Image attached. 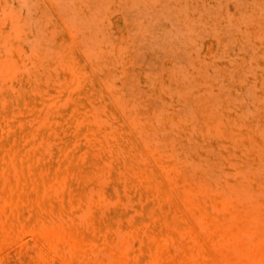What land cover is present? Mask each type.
I'll return each instance as SVG.
<instances>
[{"label": "rangeland", "instance_id": "374dc122", "mask_svg": "<svg viewBox=\"0 0 264 264\" xmlns=\"http://www.w3.org/2000/svg\"><path fill=\"white\" fill-rule=\"evenodd\" d=\"M0 72V264H264V0H0Z\"/></svg>", "mask_w": 264, "mask_h": 264}, {"label": "bare ground", "instance_id": "6f19581e", "mask_svg": "<svg viewBox=\"0 0 264 264\" xmlns=\"http://www.w3.org/2000/svg\"><path fill=\"white\" fill-rule=\"evenodd\" d=\"M28 1V0H27ZM153 3H154V1H153ZM55 5V4H54ZM57 5V4H56ZM64 5V4H63ZM128 6V5H127ZM70 10V9H69ZM96 10V9H95ZM245 10V9H244ZM71 11V10H70ZM138 11V10H137ZM203 11V10H202ZM256 11V10H255ZM65 12V11H64ZM205 12V11H204ZM257 13V12H256ZM257 14H259V13H257ZM147 15H145V17H146ZM183 16V15H182ZM143 17H144V15H143ZM216 19V18H215ZM217 20V19H216ZM204 21V20H203ZM218 22V21H217ZM74 24H76V23H74ZM88 25V24H87ZM15 31V30H14ZM112 31V30H111ZM153 31V30H152ZM46 33V32H45ZM54 33V32H53ZM245 34V33H244ZM245 35H248L247 33L245 34ZM19 36V35H18ZM17 36V37H18ZM105 37V36H104ZM131 37V36H130ZM22 39V38H21ZM40 39V38H39ZM181 39V38H180ZM75 40H77V39H75ZM184 40V39H183ZM148 41V40H147ZM140 42V41H139ZM150 42V41H149ZM35 43V42H34ZM185 43V42H184ZM28 45V44H27ZM36 45V44H35ZM83 45H85V44H83ZM86 46V45H85ZM41 47V46H40ZM37 48V47H36ZM89 48V47H88ZM38 49V48H37ZM41 49V48H40ZM43 49V48H42ZM46 49H47V47H46ZM173 49V48H172ZM184 49V48H183ZM216 49V48H215ZM101 50H103V49H101ZM100 50V51H101ZM96 51H97V49H96ZM43 52V51H42ZM139 52V51H138ZM173 52H175V51H173ZM65 53V52H64ZM133 53V52H132ZM134 53H136V52H134ZM57 54V53H56ZM48 55V54H47ZM72 55V54H71ZM107 55V54H106ZM109 55V54H108ZM204 55V54H203ZM46 56V55H45ZM44 56V57H45ZM205 56V55H204ZM52 57V56H51ZM77 57V56H76ZM109 57V56H108ZM115 57V56H114ZM68 61V60H67ZM70 61V60H69ZM88 61V60H87ZM183 61V60H182ZM158 63V62H157ZM35 65V64H34ZM59 66V65H58ZM146 66H147V64H146ZM151 66V65H150ZM163 66H164V64H163ZM93 67V66H92ZM149 67V66H148ZM152 67V66H151ZM162 67V66H161ZM164 70V67L163 68H161V70ZM169 69V68H168ZM171 69V68H170ZM172 69H174V68H172ZM7 70V69H6ZM163 70H162V72H163ZM8 72H9V70H8ZM156 72H157V70H156ZM0 73H2V72H0ZM128 74V73H127ZM233 74V73H232ZM85 75V74H84ZM205 76V75H204ZM207 77V76H206ZM212 78H213V76H212ZM5 79V78H4ZM38 79V78H37ZM182 79V78H181ZM180 84V83H179ZM144 86V85H143ZM166 86V85H165ZM174 86H175V84H174ZM167 87H169V86H167ZM147 89V88H146ZM65 90V89H64ZM72 90H74V89H72ZM58 91V90H57ZM78 91V90H77ZM148 92V91H147ZM151 92V91H150ZM175 92H176V90H175ZM178 94H180L179 93V91H178ZM195 96V95H194ZM66 98H68V97H66ZM85 98V97H84ZM96 98V97H95ZM86 99V98H85ZM88 99V98H87ZM94 99V98H93ZM119 99V98H118ZM58 100H61V98L60 99H58ZM122 100V99H121ZM183 100H185V99H182V101ZM45 101V100H44ZM51 101V100H50ZM186 101V100H185ZM58 102V101H57ZM99 102V101H98ZM186 102H188V101H186ZM54 103V102H53ZM123 103V102H122ZM52 105V104H51ZM54 105V104H53ZM157 105V104H156ZM196 105V104H195ZM199 105V104H198ZM97 106H99V105H97ZM178 106H179V104H178ZM194 106V105H193ZM43 107V106H42ZM159 107H161V106H159ZM182 107V106H181ZM165 109V108H164ZM187 109V108H186ZM129 110V109H128ZM166 110V109H165ZM176 110H178V109H176ZM200 110H202V109H200ZM136 112V111H135ZM166 112V111H165ZM202 112V111H201ZM131 114H132V112H130ZM137 113V112H136ZM159 113V112H158ZM167 113H169V111L167 110ZM135 114V113H134ZM185 115V114H184ZM83 116H84V114H83ZM140 116V115H139ZM142 116H144V114L142 115ZM108 117V116H107ZM89 118H90V116H89ZM90 120H92V119H90ZM133 120V122L135 121L134 119H132ZM192 120V119H191ZM96 121V120H95ZM113 121V120H112ZM164 121V120H163ZM170 122H172L171 121V119L169 120ZM101 122H102V120H101ZM136 122V121H135ZM100 123V122H99ZM148 123V122H147ZM167 123V122H166ZM185 121H184V125H185ZM190 123V122H189ZM75 124H76V122H75ZM93 124V123H92ZM158 124V123H157ZM151 125H152V123H151ZM171 125H173V124H171ZM228 125V124H227ZM152 126H154V125H152ZM169 126V125H168ZM230 126V125H229ZM228 126V127H229ZM234 127V126H233ZM198 129V128H197ZM145 130V129H144ZM232 132V131H231ZM198 133H199V131H198ZM232 133H234V132H232ZM102 134V133H101ZM210 134V133H209ZM192 135V134H191ZM104 136V135H103ZM230 138H232L231 136H229ZM104 140H105V138H104ZM106 141V140H105ZM158 143V142H157ZM12 144H13V142H12ZM261 152H263V151H261ZM258 153V152H257ZM29 154V153H28ZM136 154V153H135ZM243 154H244V152H243ZM256 155V154H255ZM248 157V156H247ZM235 158V157H234ZM3 170V169H2ZM55 171V170H54ZM65 178V177H64ZM168 179H170V178H168ZM243 179V178H242ZM90 183H92V182H90ZM95 184V183H94ZM171 184H172V182H171ZM174 186V185H173ZM122 187V186H121ZM124 187V186H123ZM120 188V187H119ZM223 204V203H222ZM242 204V203H241ZM187 205V204H186ZM224 205V204H223ZM222 206V205H221ZM223 207V206H222ZM72 209V208H71ZM246 209H248V208H246ZM245 210V209H244ZM212 212V211H211ZM129 214H130V212H129ZM232 215V214H231ZM251 220V219H250ZM254 220V219H253ZM252 221V220H251ZM257 221V220H256ZM140 222V221H139ZM202 224V223H201ZM141 227V226H140ZM255 227V226H254ZM142 228V227H141ZM227 230V229H226ZM231 232V231H230ZM237 233V232H236ZM242 235V234H241ZM244 235H245V233H244ZM243 236V235H242ZM245 237V236H244ZM195 241V240H194ZM168 242V241H167ZM195 242H197V241H195ZM229 245V244H228ZM227 245V246H228ZM188 248H189V246H188ZM190 249V248H189ZM191 249H193V248H191ZM198 250H199V248H198ZM161 251V250H160ZM175 251V250H174ZM177 251V250H176ZM205 251V250H204ZM235 254V253H234ZM242 254V253H241ZM240 254V255H241ZM135 255V254H134ZM133 255V256H134ZM233 256V255H232ZM238 256V255H237ZM242 256H243V254H242ZM82 260V259H81ZM107 262V261H106ZM86 264V263H85Z\"/></svg>", "mask_w": 264, "mask_h": 264}]
</instances>
